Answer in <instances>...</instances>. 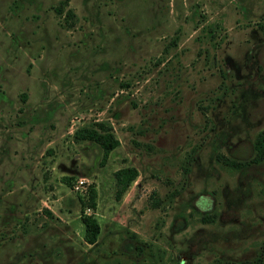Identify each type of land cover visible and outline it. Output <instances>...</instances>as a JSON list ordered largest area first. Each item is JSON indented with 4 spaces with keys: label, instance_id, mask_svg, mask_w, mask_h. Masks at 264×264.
Segmentation results:
<instances>
[{
    "label": "rangeland",
    "instance_id": "374dc122",
    "mask_svg": "<svg viewBox=\"0 0 264 264\" xmlns=\"http://www.w3.org/2000/svg\"><path fill=\"white\" fill-rule=\"evenodd\" d=\"M60 1L0 0V264H264V0Z\"/></svg>",
    "mask_w": 264,
    "mask_h": 264
},
{
    "label": "trees",
    "instance_id": "16d2710c",
    "mask_svg": "<svg viewBox=\"0 0 264 264\" xmlns=\"http://www.w3.org/2000/svg\"><path fill=\"white\" fill-rule=\"evenodd\" d=\"M68 0H61L60 5H66ZM57 12H61V8H56ZM66 15L70 16L71 13L69 10L66 11ZM263 24H259L262 26ZM24 94L20 95V99L24 101ZM72 140L74 142L79 141H90L95 143L101 150V156L98 161L99 166H103L109 153L118 146L119 141L114 136L111 126L101 120L91 121L87 124L76 127L72 132ZM253 155L250 159L243 162H236L234 160L228 159L223 155H218L217 160L220 161L223 165L239 169L243 166H247L249 163L257 164L261 162L264 158V129L260 130L256 135L252 143ZM137 170L133 166H122L115 169L112 172V177L114 181V198L116 200L120 199L121 195L124 193L129 184L135 180L137 177ZM65 179V178H64ZM264 192V189H263ZM154 194L151 192L150 195ZM85 204L87 207L94 208L95 205V190L92 186L88 187L87 193L85 195ZM159 200H154L151 203V206L157 207ZM80 223L83 227L82 240L87 244H94L97 240L99 234V224L94 216L91 214H81L78 216ZM201 222H208L209 216L202 215L200 217Z\"/></svg>",
    "mask_w": 264,
    "mask_h": 264
},
{
    "label": "built area",
    "instance_id": "2783aa9c",
    "mask_svg": "<svg viewBox=\"0 0 264 264\" xmlns=\"http://www.w3.org/2000/svg\"><path fill=\"white\" fill-rule=\"evenodd\" d=\"M88 182L84 178H78L72 184V189L80 194L81 196H85L88 190Z\"/></svg>",
    "mask_w": 264,
    "mask_h": 264
}]
</instances>
